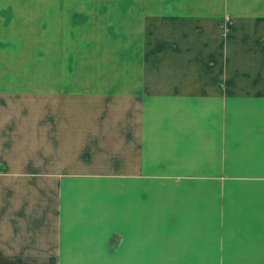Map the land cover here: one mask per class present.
Listing matches in <instances>:
<instances>
[{"label":"crops","instance_id":"1","mask_svg":"<svg viewBox=\"0 0 264 264\" xmlns=\"http://www.w3.org/2000/svg\"><path fill=\"white\" fill-rule=\"evenodd\" d=\"M210 227L264 260V0H0V261L197 260Z\"/></svg>","mask_w":264,"mask_h":264},{"label":"rangeland","instance_id":"2","mask_svg":"<svg viewBox=\"0 0 264 264\" xmlns=\"http://www.w3.org/2000/svg\"><path fill=\"white\" fill-rule=\"evenodd\" d=\"M263 167V166H262ZM261 166H257V168H260L259 171H261ZM221 178H219V180H216L214 182L212 181H203V182H199L200 184H203V188L205 190H208L212 185V183H215V185H217L219 187V189H224L226 186H229L231 183L227 180V179H223L225 178V176H220ZM262 181H258V183H260ZM263 183V182H262ZM230 187H233L230 185ZM227 188V187H226ZM237 189V187H234V190ZM206 193V192H205ZM209 195L208 197L210 198L211 194H207ZM216 199V198H215ZM213 228H204L203 232H204V241H205V245H200V249H202V253H203V257L201 258V256L199 255V259L197 257V260L190 259V252H188L187 254L184 252H181L182 254L179 253V251L174 255H172L169 259V257H165L164 256V250H163V246H161L157 251H156V259L154 260H148L145 262H140V264H264V260H259L256 259V257L254 256V251L252 252V255L250 256V249L247 252L246 255L244 254H235L233 255L232 252V247H230V250H228V246L227 244H224L223 242L227 241L228 239L225 238V235L223 234V231H219V233L216 231V240L218 242V239L220 238L221 243L218 245L217 243L212 245L211 242H208L209 244L206 243V241H211L212 238L211 237V232H212ZM162 231V230H160ZM215 231V230H214ZM252 230L250 231V233L252 234ZM220 236V237H219ZM158 238H163V235H158ZM236 241V239H235ZM162 245V244H161ZM236 245V244H235ZM238 245V244H237ZM236 245V249H238L239 246ZM215 247L217 249H219V251L217 253H212L211 248ZM251 246V245H250ZM198 250V252H199ZM174 252V250H173ZM243 252V251H241ZM236 253H239L238 251H236ZM20 264L21 262H11V264ZM0 264H6L4 261H0Z\"/></svg>","mask_w":264,"mask_h":264}]
</instances>
